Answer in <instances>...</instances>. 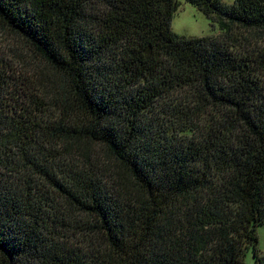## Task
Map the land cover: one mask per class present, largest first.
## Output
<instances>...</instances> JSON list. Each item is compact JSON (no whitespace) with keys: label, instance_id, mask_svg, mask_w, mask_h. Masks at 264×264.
<instances>
[{"label":"trees","instance_id":"16d2710c","mask_svg":"<svg viewBox=\"0 0 264 264\" xmlns=\"http://www.w3.org/2000/svg\"><path fill=\"white\" fill-rule=\"evenodd\" d=\"M0 0V264H244L264 225V0Z\"/></svg>","mask_w":264,"mask_h":264},{"label":"rangeland","instance_id":"374dc122","mask_svg":"<svg viewBox=\"0 0 264 264\" xmlns=\"http://www.w3.org/2000/svg\"><path fill=\"white\" fill-rule=\"evenodd\" d=\"M235 0H221L225 5L231 6ZM178 7L171 19V32L177 39H193L219 35L216 25L212 27L211 22L195 7L187 4L184 0H176ZM15 50L14 44L9 39L1 37L0 55L8 58V50ZM258 256L264 264V225L257 229ZM244 264H254L253 251L247 250Z\"/></svg>","mask_w":264,"mask_h":264}]
</instances>
